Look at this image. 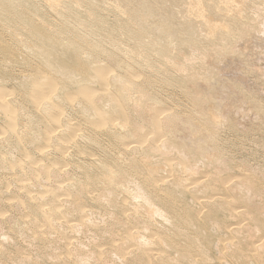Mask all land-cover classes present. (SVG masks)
Segmentation results:
<instances>
[{
  "label": "bare ground",
  "instance_id": "bare-ground-1",
  "mask_svg": "<svg viewBox=\"0 0 264 264\" xmlns=\"http://www.w3.org/2000/svg\"><path fill=\"white\" fill-rule=\"evenodd\" d=\"M111 1L108 11L107 0H0L8 39L0 33V84H10L0 86V264H264V161L250 164L255 152L236 155L257 126L240 124L232 109L240 98L221 107L213 94L222 89L197 86L210 84L212 56L231 53L252 28L263 30L264 0ZM21 64L36 80L10 81ZM15 89L19 99L7 102ZM166 91L183 96L184 111L161 100ZM250 99L264 112L263 101ZM75 116L92 130L78 135L80 119L68 124ZM61 126L58 139L51 137ZM76 136V153L90 151L96 160L55 156L30 166L35 151L49 146L64 156ZM13 166L22 179L7 181L3 173ZM20 180L34 182L7 204L14 197L7 189ZM63 182L59 194L40 191L43 183ZM32 191L38 193L28 196Z\"/></svg>",
  "mask_w": 264,
  "mask_h": 264
},
{
  "label": "rangeland",
  "instance_id": "rangeland-1",
  "mask_svg": "<svg viewBox=\"0 0 264 264\" xmlns=\"http://www.w3.org/2000/svg\"><path fill=\"white\" fill-rule=\"evenodd\" d=\"M36 2H39V0H35ZM109 1H110V3H109ZM110 4H112V1L111 0H107V3L105 4V6H106V8L108 9V11L110 10L109 8V5ZM180 8V9H179ZM176 11L178 12V10H179V12H181V9L183 8L182 6H180ZM40 11L41 12H47L45 9H40ZM182 11H184V9H182ZM255 11V10H254ZM253 11V12H254ZM104 14V13H103ZM108 15H106V12H105V14H104V16H105V18H107V19H109L110 21H112V18H113V14L111 15V13H107ZM3 16H6V15H3ZM47 16L50 18V20H52L53 19V21L55 20V18L52 16V14H50V12L48 13L47 12ZM106 16H108V17H106ZM255 17H257V16H255ZM56 21H57V19H56ZM253 22V21H252ZM260 23H261V21H259ZM258 22V23H259ZM264 22V21H263ZM262 22V24H261V26H263V30L262 29H260V28H262V27H260V26H256L254 23L255 22H253V24H252V26L254 25V26H256V29L258 30H256L255 28L253 29H251V30H253V33H252V31L249 33V35H248V37L246 36V39L245 38H243V39H241V38H239V40H241V41H239V40H237L236 41V45L235 44H233L232 43V45H231V48L233 49V50H235V51H237V52H235V51H233L232 49H231V53H226V54H222L220 57V59L222 60V61H218V59H219V56L216 58V57H214V56H212V59L210 58V60H209V62H208V67H209V65H210V69H211V65L213 64V66H212V69L211 70H213V73H214V71H216L214 74L212 73V76L210 77V79H211V81L209 82L211 85H214V87L216 88L217 86H216V84L218 85L219 83H222V84H220V85H218V87H220V88H214L213 86H211L210 84H207V85H209L207 88L208 89H206V83L202 80H200V81H198L197 82V86H198V83H200L199 85L200 86H198V87H200V89H204L206 92H213V93H215L214 91H212V89H214L216 92L217 91H220V89H222L221 91H220V93H223V94H221L220 95V93L219 92H217L216 94H217V96H219V97H217L216 96V94L214 95L213 94V96H215L216 98H218L217 99V103L219 102V105H221V107H222V105L223 106H229V103L232 105V103H231V101H233L234 102V99L235 100H237V99H242L241 97H243V101H245V103L246 104H243V101L242 100H237V103L238 102H241V103H238L239 104V106L237 105V103H236V101L233 103V106H235L234 108H232L233 110H234V114L236 115V116H239L238 118H240V119H238L239 120V122H240V124L241 125H244V126H248L249 124L251 125V124H253L254 125V127H256L257 128V130L256 131H258V132H254L253 134H252V136H253V138H250V140L248 139L247 141H246V143L244 144L243 143V147H242V149L244 150L245 148V151H239V153H237L236 155L239 157L240 156V158H242V156H244L243 154H247V155H253L254 154V152H255V154L253 155V156H251V158H249V160H251V163L250 164H252V165H255V164H258V165H263V161H264V159H263V148H262V146L264 145V144H262V140H264V126L262 125V124H264V122H262V121H264V120H261L263 117H264V112H262V111H260V110H258V109H255L256 107L254 106V107H252V105H253V100L252 99H250L251 97H254L255 99L257 98L259 101H263L262 103H261V105H263L264 104V83L263 82H261L263 79H264V69H263V66H264V51H263V49H264V47L262 48V45L264 46V35L262 36V34L261 33H264V23ZM257 22H256V24L257 25H260V23L258 24ZM196 24V23H195ZM195 24H194V26H195ZM197 25V24H196ZM0 33L2 34V35H4L5 36V33L7 32L6 30H2V29H0ZM261 31H263V32H261ZM256 34H255V33ZM260 32V34H261V36L263 37H261L260 36V34L258 35L257 33H259ZM252 33V34H251ZM250 34H251V36H250ZM253 34H255V36L253 35ZM256 35H258L259 37H261L260 39H258L259 37H257ZM253 36H254V39H253V41H250L249 39H251L252 40V38H253ZM6 37V36H5ZM247 38H248V40L253 44V43H257V44H255V45H257V46H255L256 48L260 45L261 47H260V50H262L261 52H262V56H261V52L260 51H258V54H257V50H259V48H255L254 47V44L252 45V44H250V42H249V44H250V46H249V44L248 43H246V42H244L245 40L246 41H248L247 40ZM257 39H258V42H257ZM5 40H8L7 39V37L5 38ZM260 41V42H259ZM262 41V42H261ZM239 42H244L245 43V45L246 44H248V46H246V47H244L245 45H244V43H239ZM238 43V44H237ZM240 44V45H239ZM235 45V46H234ZM240 47V49H238L237 47ZM241 47H243V48H245L244 50H242L243 48H241ZM249 48V50H248V48ZM254 48L253 50H251L252 48ZM235 48V49H234ZM238 50H241V51H238ZM245 51V52H244ZM250 52V53H248L247 54V52ZM252 51H255V52H252ZM238 53V54H234L233 55V53ZM243 52V53H242ZM240 53H241V55L244 57L245 55V57H244V60H246L245 62L247 63V65H249V67L246 65V63L244 62V60L242 61V62H244V63H242V62H240L243 58H241V55H240ZM245 53V54H244ZM229 54H231V55H229ZM251 54V55H250ZM255 54V55H254ZM233 55V56H232ZM235 55H236V57H235ZM258 56V58H257V56ZM226 56H230V57H226ZM232 56V57H231ZM238 56V57H237ZM249 56H255L252 60H251V57H249ZM260 56H261V58H260ZM20 57L21 58H23L21 55H20ZM216 59H214V58ZM222 57H223V59H222ZM234 57V58H233ZM247 57H249V59L247 58ZM262 57H263V59H262ZM227 58V59H226ZM239 58V59H238ZM241 58V59H240ZM259 58H260V61H256V59L257 60H259ZM219 59V60H220ZM227 61H226V60ZM233 59H238V62H236V61H234ZM211 60H213V62L211 61ZM216 62H215V61ZM240 60V61H239ZM253 60H255L256 62H254ZM226 61V62H225ZM231 61H233V62H231ZM251 61H253L252 63H251ZM261 61H262V63H261ZM222 62H223V64H222ZM217 63V64H216ZM220 63V64H219ZM232 63V64H231ZM237 63V64H236ZM239 63H241L240 65L242 66V64H245V65H243L242 67L239 65V66H237ZM251 65H250V64ZM256 63H258V64H256ZM216 64V65H215ZM222 64V67L220 68V66L219 65H221ZM226 64H228V65H230L231 64V68L230 67H228ZM252 64H253V66H252ZM263 64V65H262ZM9 65V64H8ZM36 64L34 63V66H35ZM218 65V67L219 68H217L216 66ZM261 65V66H260ZM10 66V65H9ZM228 67V68H226V67ZM235 66V70H237V71H235V70H233L234 67ZM236 66H237V68H236ZM258 66V70L259 71H262V72H260V73H257V69H256V67ZM260 66V67H259ZM223 67H225V69L223 68ZM239 67H241V68H239ZM244 67V68H243ZM255 67V68H254ZM261 67H262V69H261ZM214 68H217L216 70H214ZM223 68V69H222ZM230 68V69H229ZM251 68L252 69H256V70H254V73L252 72V71H250L251 70ZM220 71H219V70ZM227 69H229V71L227 70ZM246 69V72L245 71H243V70H245ZM248 69H250V70H248ZM218 70V71H217ZM226 73H224L223 71ZM226 70V71H225ZM239 70H240V72H239ZM248 71V72H247ZM249 71H250V73H251V75H250V73H249ZM256 71V72H255ZM12 72V77L10 78L11 80L10 81H12V79H14V78H19V79H24V78H26V77H33V78H31L30 80H28L29 82H32V81H34V80H36L35 78H36V76L34 75V73H33V70L31 69V68H29L26 64H21V66H18V67H16V69L14 70V71H11ZM220 72H223L225 75H223V73L221 74L222 75V77H221V75L219 74ZM228 72V73H227ZM232 72V74H234V75H232V74H230ZM237 72H239V74H237V75H235V73H237ZM242 72V73H241ZM222 78V80H221V78H216L218 75ZM241 73V74H240ZM253 73V74H252ZM242 74H244V76H246L247 74H249V75H247L245 78L243 77V75ZM257 74H258V76L260 75V77H258L257 76ZM262 74V75H261ZM214 75V76H213ZM227 75L229 76V77H227ZM233 76H235V77H232ZM236 76H237V78H236ZM238 76H242V77H239L240 79H238ZM253 76V77H252ZM256 78H255V77ZM225 77V78H224ZM249 77V78H248ZM258 77V78H257ZM261 77L263 78L262 80H261ZM216 78V79H215ZM227 78H231V81L229 80V81H227ZM235 78V79H234ZM247 78V79H246ZM260 78V80H257V79H259ZM217 79H219V80H217ZM223 79H226V81H224ZM232 79H234V81L232 80ZM237 79V80H236ZM245 79H246V82H245ZM216 81V82H212V81ZM257 80V81H256ZM218 81V82H217ZM202 82V83H201ZM232 83L231 85H229L228 86V84H225V83ZM237 82V83H236ZM240 82V83H239ZM246 84H245V83ZM225 84V85H224ZM235 84V85H234ZM245 86H244V85ZM6 85V87H7V89H9L10 88V84H6V83H4V84H0V86H5ZM202 85V86H201ZM222 85V86H221ZM232 85L234 86V87H236L237 88V85H238V87L239 88H234L235 89V91H234V89H233V87H232ZM243 85V86H242ZM247 85H249V86H247ZM15 86H16V84H15ZM205 86V87H204ZM210 86L212 87V88H210ZM223 86H226V87H223ZM241 86H242V88L243 89H241ZM251 86V87H250ZM14 87V84H13V86H12V88ZM230 87V88H229ZM244 87H245V89L247 90H245L244 89ZM248 87V88H247ZM252 87H254V89H255V92H257V93H255L254 92V89L252 88ZM210 88V89H209ZM252 88V89H251ZM14 89V88H13ZM223 89H225V90H223ZM229 89H231V90H233V91H231L230 90V92H233L232 94L231 93H229L228 94V90ZM242 91H241V90ZM248 89H249V93L250 94H248ZM170 90H172V89H170ZM208 90V91H207ZM210 90V91H209ZM226 90H227V92H226ZM239 90V92H236V91H238ZM252 90V91H251ZM226 92V94H224V92ZM241 91V92H240ZM251 91V92H250ZM18 92H19V90H16L15 89V91H13L12 92V95H8L7 97H6V101L7 102H12V101H14L15 99L16 100H18L19 99V97L17 96L18 95ZM247 92V93H246ZM219 93V94H218ZM237 93V94H236ZM238 93H244L241 97L239 96V97H236L235 95H239ZM251 93H254V94H251ZM228 94V95H227ZM55 95V94H54ZM172 95H174L175 96V98H173V100H171L170 99V96H172ZM225 95V97L223 98V96ZM230 95H231V97H230ZM249 95V96H248ZM253 95V96H252ZM258 95V96H257ZM261 95H263V96H261ZM229 96V97H228ZM259 96H261V97H259ZM182 95L181 94H179V92L178 93H173V91H166V93L164 94H162L161 95V100H163L166 104H168L169 105V107L172 109L171 111H177V112H182V111H184V108L183 107H181L180 106V103L181 102H186L185 100H183L182 99ZM228 97V98H227ZM219 98H221V99H219ZM230 98V99H229ZM232 98V99H231ZM225 99V100H224ZM218 100H220V101H218ZM222 100H224L223 101V103H221L222 102ZM229 100H231L229 103H228V101ZM251 100V101H250ZM50 102H52V100H49V101H46L45 103H50ZM247 102H248V104H247ZM221 103V104H220ZM228 104V105H227ZM242 105H246L247 107H249L248 109L245 107V106H241ZM250 105V106H249ZM255 105V104H254ZM258 105V104H257ZM60 106V105H59ZM74 106V105H73ZM264 106V105H263ZM238 108L239 110H237V111H235V108ZM254 110H253V109ZM61 109H63L62 107H61ZM241 109V110H240ZM242 109H244V110H242ZM251 109H252V111L253 112H250L251 111ZM246 110H248V111H246ZM250 110V111H249ZM70 110H68V109H65V114L62 116V120L64 119V117L65 116H67L70 112H69ZM244 111H245V114L244 115H242L241 114V112L242 113H244ZM237 112V113H236ZM247 112V113H246ZM248 113H249V115H248ZM251 113H253L256 117H254V118H258V119H256V120H254V118H253V114L251 115ZM240 114V115H239ZM247 114V115H246ZM245 115H246V118H244L245 117ZM242 116V117H241ZM244 116V117H243ZM248 116H252V117H248ZM258 116V117H257ZM260 116V117H259ZM76 117V119H72V120H70V121H68V124H76V123H78V121H79V119H80V121H81V127H80V130H78L77 131V134L79 135V134H81L82 132H84V133H89L90 132V130H92L91 129V126H88V128H86L87 126L84 124V118H80L79 116H75ZM4 118V116L3 115H1L0 114V123H1V120ZM43 118V117H42ZM242 118H244V120L242 119ZM250 118V119H249ZM252 118V119H251ZM264 119V118H263ZM241 120V121H240ZM247 120V121H246ZM249 120V121H248ZM252 120V123L250 122ZM259 122H258V121ZM79 121V122H80ZM256 121H257V124L258 125H256ZM248 122H250V123H248ZM254 122V123H253ZM245 123H246V125H245ZM248 123V124H247ZM61 124H62V121H61ZM1 125V124H0ZM260 127H262V130H260ZM64 130V128L61 126L60 128H58V130H57V132H55V133H53V134H51V137H56L57 139H58V137H57V135H59L60 134V132L61 131H63ZM260 130V131H259ZM256 137V138H255ZM251 139H252V141H251ZM52 141V140H51ZM80 142V139H79V136H76L75 137V139H74V141L73 142H70L69 143V145H65V146H71V148L68 150V152H67V154H65L64 156L63 155H60L59 153H57V151L56 150H53V148L51 147V146H49L48 148H46V149H44L43 150V152L42 153H38L37 152V150L35 151V153H36V155L33 157L34 159H38V161L33 165V164H31L30 166L32 167V168H34V169H37L40 165H43V163L44 162H48V160L49 159H54V158H56V157H62L64 160H68V161H71V162H78V159H84L85 161H94V160H96V157H94V156H90V151H86V154L84 153V154H79V153H76V151L78 150L77 148L79 147V150H81V147H80V143H76V142ZM251 141V142H250ZM61 143V142H60ZM250 143V144H249ZM251 143H253V144H251ZM257 144V145H256ZM260 144H262V146L260 145ZM249 145V146H248ZM251 145V146H250ZM257 146V149H255L256 148V146ZM255 146V147H254ZM76 147V148H75ZM247 147H248V149H247ZM250 147V148H249ZM260 147V148H259ZM262 149V150H261ZM249 151L251 152V153H249ZM262 151V152H261ZM72 152H74V154H72V156H71V153ZM259 152H260V154H259ZM49 153H51V154H49ZM262 153V154H261ZM256 154H257V157H256ZM259 154V155H258ZM262 155V156H261ZM16 156H18V157H20L19 155H17L16 154ZM56 156V157H55ZM3 156H0V158H2ZM17 157V158H18ZM10 157L8 156V159H9ZM252 158H254V159H252ZM19 159V158H18ZM11 160V159H10ZM31 160V156L29 155L26 159H24V160H22V162H21V165L22 166H24V161H30ZM260 160V161H259ZM74 165V164H73ZM73 165H68V166H66V167H64V168H62L61 169V171H63L64 169H68V168H70L71 166H73ZM58 166V165H57ZM56 165H52V166H50V169L51 168H54V167H57ZM25 169H26V167H25ZM27 169H28V167H27ZM17 170V167H15V166H13L12 167V171H11V173L10 174H6V173H3V176H4V178H5V180H7V181H15V180H17V179H22L21 177H19V175L18 174H16V173H14V171H16ZM34 182V180H31V181H26V180H20L19 182H17L14 186H12V185H10L9 186V188L7 189V191H6V193H9V194H11L12 192L14 193V197L13 198H11L10 200H7V204H13V203H15L17 200H20V199H23L24 198V196L25 195H23L24 193V189H23V186L24 187H28L29 185H31L32 183ZM158 184H161V183H158ZM66 185V182H63V183H61V184H59V183H57V184H52V185H48L47 183H43V186H42V188H40V191H43V190H55V188L56 187H63V186H65ZM16 186H18V187H20L19 189H17L16 188ZM30 187V186H29ZM36 193H38V192H35V191H32V192H30L29 194H28V196H33V195H35ZM47 194H49V192H46ZM55 193H61V191H58V190H55ZM45 195V194H44ZM63 196L62 195H60L59 196V199H61ZM30 203H34L32 200H30L29 201ZM8 206V205H7ZM25 206V205H24ZM88 210V208H84V212H86ZM11 211H16V210H14V209H12ZM74 241V243H76V241H77V239L75 240H73Z\"/></svg>",
  "mask_w": 264,
  "mask_h": 264
}]
</instances>
